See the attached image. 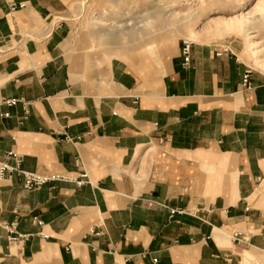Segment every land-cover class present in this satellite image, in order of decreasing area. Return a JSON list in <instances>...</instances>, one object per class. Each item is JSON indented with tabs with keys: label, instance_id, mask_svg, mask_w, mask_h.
Masks as SVG:
<instances>
[{
	"label": "crops",
	"instance_id": "1",
	"mask_svg": "<svg viewBox=\"0 0 264 264\" xmlns=\"http://www.w3.org/2000/svg\"><path fill=\"white\" fill-rule=\"evenodd\" d=\"M66 8L0 0V159L11 151L26 170L69 177L26 190L0 175V264H264L255 55L231 44L218 56L224 46L200 31L187 65L178 45L144 80L117 50L136 32L101 33V50L90 34L74 44ZM2 223L26 237L10 242Z\"/></svg>",
	"mask_w": 264,
	"mask_h": 264
},
{
	"label": "rangeland",
	"instance_id": "2",
	"mask_svg": "<svg viewBox=\"0 0 264 264\" xmlns=\"http://www.w3.org/2000/svg\"><path fill=\"white\" fill-rule=\"evenodd\" d=\"M63 1L67 8L61 18L69 25L70 38L74 44L81 36L87 37L90 34L93 46L101 50L105 48L104 43L108 42L100 36L101 33L113 35L119 32L125 36L122 30L117 29L119 25L126 27L129 32H136V39L121 38L117 43V50L124 53L127 65L144 80L157 74L162 76L166 61L176 53L178 45L182 41L200 42V31V37H203L206 43L217 42L224 47L237 44L240 48L245 44L253 57L257 53V57L264 61V13L256 7L260 0ZM243 13L249 20L241 26H232V21H236ZM253 15L258 16L255 22ZM221 22L226 24L222 25ZM194 33L198 34L197 38L193 37ZM248 41L254 46L250 48ZM241 50L252 61L245 49ZM249 66L257 68L253 61ZM246 252H242V256ZM242 262L248 264L249 261L242 259Z\"/></svg>",
	"mask_w": 264,
	"mask_h": 264
},
{
	"label": "built area",
	"instance_id": "3",
	"mask_svg": "<svg viewBox=\"0 0 264 264\" xmlns=\"http://www.w3.org/2000/svg\"><path fill=\"white\" fill-rule=\"evenodd\" d=\"M15 6H11V10H14ZM191 41H182L180 44V54L183 59V64L187 65L190 59V50L192 46ZM227 47H222V50L217 51L216 55H221L222 52L227 51ZM251 75V69L246 68L241 75V86L244 89L250 88L249 79ZM17 102V99H7L5 103L7 105H14ZM4 116L9 114L5 112ZM21 156L14 152H6L2 159H0V175H12L15 174L21 178L22 187L26 190L36 189L42 185H45L49 182L61 181L69 179L68 176L64 175H44L37 172L26 170L21 167ZM87 180V174L82 173L78 180H75L77 184H82ZM1 226L6 229L9 233L8 239L10 242H19L26 237V234H20L15 230L14 223H2ZM237 237V234H234ZM157 260L154 259V262Z\"/></svg>",
	"mask_w": 264,
	"mask_h": 264
},
{
	"label": "bare ground",
	"instance_id": "4",
	"mask_svg": "<svg viewBox=\"0 0 264 264\" xmlns=\"http://www.w3.org/2000/svg\"><path fill=\"white\" fill-rule=\"evenodd\" d=\"M243 8V7H242ZM257 8L264 12V0H261L258 5H257ZM248 16L246 14H242L241 17H237V20L236 21H232V26H241L242 24H244L245 22H247L248 20ZM220 24L222 25H225L226 22H221ZM194 38H197L198 37V34L197 33H194L193 35ZM247 45L251 48L254 46V44H252L250 41H248ZM256 53V52H254ZM257 54V53H256ZM255 54V65L257 66V68H264V61L263 60H260V57H257V55Z\"/></svg>",
	"mask_w": 264,
	"mask_h": 264
}]
</instances>
